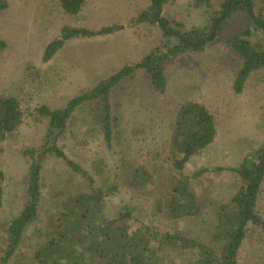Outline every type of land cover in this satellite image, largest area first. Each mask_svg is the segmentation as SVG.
<instances>
[{
    "label": "rangeland",
    "instance_id": "rangeland-1",
    "mask_svg": "<svg viewBox=\"0 0 264 264\" xmlns=\"http://www.w3.org/2000/svg\"><path fill=\"white\" fill-rule=\"evenodd\" d=\"M6 1L7 9L0 11V39L6 42V48L0 52V96L18 100L23 121L15 133L0 140V168L4 175L0 264H29L27 258L32 252L53 236L50 233L58 224L59 201L73 192L75 184L86 186V177L92 176V187L103 189L100 215L107 220L128 210L136 221H143L160 237L171 234L208 243L215 212L220 205L229 204L242 186L239 175L232 170L264 142V69L250 75L241 93H234L232 85L242 61L228 43V31L202 53L167 59L163 64L167 87L162 94L152 88L141 70L132 79L120 82L109 98L113 119L110 145L86 107L75 109L58 137H47L49 120L40 114L41 107L62 109L123 67L140 62L162 42L161 31L147 22L136 23V18L148 10V0H85L86 5L77 17L64 14L57 0ZM217 2L211 0L210 8L198 9L193 0H171L164 12L185 29H203L218 9ZM255 12L264 18L261 0H255ZM242 20L233 17L229 22L232 29L244 24L254 31L246 19ZM63 26L119 29L92 39H71L44 62V52L56 42ZM254 39L264 41V34L257 32ZM187 101L206 107L214 118L216 137L212 144L190 157L183 170L191 179L190 190L201 202L200 217L196 222H175L163 212L155 215L150 199L142 200L132 186L131 173L134 165L152 170V164L156 169L162 164L169 152L177 110ZM48 140H55V145L87 176L74 175L62 159L54 154L45 155L37 219L25 228L16 252L5 261L8 227L27 200L30 160L23 152L34 149L40 154ZM96 170L97 176L93 174ZM197 172L200 175L193 176ZM256 211L264 220V180ZM180 245L163 243L157 250V264H192L195 252ZM237 264H264L261 228L248 226Z\"/></svg>",
    "mask_w": 264,
    "mask_h": 264
},
{
    "label": "trees",
    "instance_id": "trees-1",
    "mask_svg": "<svg viewBox=\"0 0 264 264\" xmlns=\"http://www.w3.org/2000/svg\"><path fill=\"white\" fill-rule=\"evenodd\" d=\"M148 10L136 18V23L147 22L161 31L162 42L154 47L140 62L120 69L107 79L99 82L90 91L70 100L62 109L49 110L41 107L39 112L49 120L47 137H58L66 128L67 121L76 108L86 107L92 121L98 124L107 145L112 141L110 92L125 80L132 79L141 70L152 88L162 94L167 83L163 64L170 57L186 53H202L230 31L228 43L240 57L241 68L234 78V93L243 87L256 71L264 69V41L254 39L257 32L264 34V18L255 12V0H219L218 9L203 29H185L178 21L165 15V7L171 0H148ZM264 5V0H261ZM62 12L69 17H77L86 5L85 0H57ZM216 4V5H217ZM195 8H210L211 0H193ZM6 0H0V11L7 9ZM233 17L247 20L248 26L232 29ZM242 20V21H243ZM119 28L110 26L100 30L63 26L56 42L47 47L43 61H49L58 49L71 39H92L114 33ZM6 42L0 39V52ZM23 121L20 104L13 96H0V140L15 133ZM216 127L213 116L200 103L187 101L179 106L171 128L169 152L156 169L133 166L132 186L142 195V200L150 201L155 215L161 212L167 219L198 221L201 202L190 190L191 179L183 174L190 157L198 154L213 143ZM30 160L26 186L27 200L22 212L8 227V246L5 261L17 250L23 231L31 221L37 219V208L41 197L40 174L42 161L47 154H54L64 161L74 175L87 176V172L68 159L55 140L38 154L34 149L24 150ZM158 153H155L157 155ZM96 166V165H95ZM95 170V168H94ZM206 170H201V172ZM236 172L242 186L229 204L220 205L215 212L216 221L211 229L210 241L190 240L184 236L167 234L160 237L146 223L132 217L128 210L113 220L100 215L103 206V189L92 187L94 176L87 178L86 186L78 183L59 201L58 224L47 242L27 258L29 264H157V250L163 243L181 244L195 252L192 264H237L238 252L249 225L259 227L264 232V220L256 211V203L264 180V142L251 156L245 158ZM99 172V171H98ZM97 170L94 175L97 176ZM201 172L193 174L200 175ZM4 175L0 168V209L3 199ZM72 182L69 184V186ZM161 241V242H160ZM15 264H18L17 262ZM24 264V262H23Z\"/></svg>",
    "mask_w": 264,
    "mask_h": 264
}]
</instances>
